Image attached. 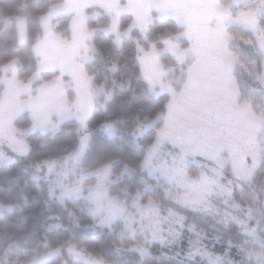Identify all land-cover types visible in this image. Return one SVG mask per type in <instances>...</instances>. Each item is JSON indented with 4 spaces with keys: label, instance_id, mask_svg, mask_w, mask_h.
Segmentation results:
<instances>
[{
    "label": "snow or ice",
    "instance_id": "1",
    "mask_svg": "<svg viewBox=\"0 0 264 264\" xmlns=\"http://www.w3.org/2000/svg\"><path fill=\"white\" fill-rule=\"evenodd\" d=\"M0 264H264V0H0Z\"/></svg>",
    "mask_w": 264,
    "mask_h": 264
}]
</instances>
